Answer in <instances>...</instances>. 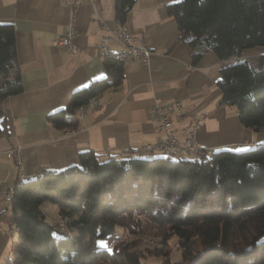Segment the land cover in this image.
Wrapping results in <instances>:
<instances>
[{"label": "trees", "instance_id": "16d2710c", "mask_svg": "<svg viewBox=\"0 0 264 264\" xmlns=\"http://www.w3.org/2000/svg\"><path fill=\"white\" fill-rule=\"evenodd\" d=\"M134 1L115 0L118 22H125ZM165 10L176 20L177 40L188 45L193 62L207 51L228 59L264 45V0H179ZM122 64L106 54L105 75L71 92L47 121L76 128L81 104L121 84ZM218 73L220 102L238 107L242 125L264 132L263 58L238 59ZM22 88L14 28L1 22L0 133L2 101ZM198 152L171 159L126 149L101 158L85 150L77 164L18 178L5 206L17 237L3 264H147V255H161L160 264H264V143L242 151ZM44 200L58 203L62 226L48 221L40 208ZM139 215L146 217L141 231L159 235L161 246L142 247L139 239L119 236V228L140 229ZM173 236L182 252L177 261L168 257Z\"/></svg>", "mask_w": 264, "mask_h": 264}, {"label": "crops", "instance_id": "0c3cea01", "mask_svg": "<svg viewBox=\"0 0 264 264\" xmlns=\"http://www.w3.org/2000/svg\"><path fill=\"white\" fill-rule=\"evenodd\" d=\"M176 1H134L122 24L145 39L150 57L123 62L121 84L107 87L99 94L98 104L88 106L83 116L79 114L78 126L65 130L51 125L46 115L64 107L71 92L105 75L100 44L104 26L113 29L117 23L115 0H84L79 4L73 19L76 54L56 42L70 20L65 3L0 0V23H11L14 28L23 87L2 101L5 127L0 133V184L77 164L78 153L85 150H93L101 158L126 149L150 152L143 149L144 143L156 142L161 136L150 107L173 99H180L183 108L182 116L173 120L177 131L194 115L202 117L195 132L201 149L242 151L264 143L263 131L240 123L238 107L220 102L217 84L223 64L254 55L264 61V45L243 48L228 59L207 51L193 62L188 45L177 40L180 31L176 20L165 10L167 3ZM109 46L124 48L115 40ZM6 205L1 199L0 264L10 256L17 237L12 211ZM40 208L46 215L41 204Z\"/></svg>", "mask_w": 264, "mask_h": 264}, {"label": "built area", "instance_id": "2783aa9c", "mask_svg": "<svg viewBox=\"0 0 264 264\" xmlns=\"http://www.w3.org/2000/svg\"><path fill=\"white\" fill-rule=\"evenodd\" d=\"M65 3L70 11V20L65 25L56 42L59 45L70 49L71 54H76L78 49L73 44V38L76 35V27L73 19L77 12L79 4L84 0H60ZM106 32L101 40V51H108V57L111 54H120V61L130 62L134 59L148 60L151 55V49L146 44L142 36H137L126 30L121 22L116 23L113 29L104 26ZM115 40L123 45V49L115 50L109 46V42ZM99 94L92 95L89 99L77 108V113L82 116L88 106L99 103ZM150 114L156 120L161 136L156 142L144 143L143 149L157 152H171L176 156H193L198 154L195 139L196 129L202 122V117L194 115L189 124L182 126L178 131L174 127V117H181L183 114L182 102L180 99H173L164 102H155L150 107ZM13 184H0V200L9 202L13 196Z\"/></svg>", "mask_w": 264, "mask_h": 264}, {"label": "rangeland", "instance_id": "374dc122", "mask_svg": "<svg viewBox=\"0 0 264 264\" xmlns=\"http://www.w3.org/2000/svg\"><path fill=\"white\" fill-rule=\"evenodd\" d=\"M163 152H157V151H150V152H143L141 153L144 156H152V155H161ZM164 154V153H163ZM178 156H171V159H176ZM41 207L44 210V212L46 213V217L48 219V221L53 222L54 224L59 223V220L61 219L58 213V203L53 202L51 200H44L41 203ZM140 220V225L138 226L140 229L138 230V228L136 227V232L134 233H127V231H125L122 228H119V236H121V238L124 239H139L140 242V246L144 247H150V248H154L156 245L161 246L160 245V237L159 235L155 234V233H148L145 231H141L144 228L145 225V220L146 217L145 216H141L139 215L138 217ZM61 221V220H60ZM62 224V223H60ZM143 226V227H142ZM53 234L55 236H59L61 233L57 232V230H53ZM157 246V247H158ZM181 248L178 246V244L176 243V237L173 236L168 240V257L171 261H177L181 258ZM161 255H147L144 258V261L147 264H160L161 261Z\"/></svg>", "mask_w": 264, "mask_h": 264}, {"label": "bare ground", "instance_id": "6f19581e", "mask_svg": "<svg viewBox=\"0 0 264 264\" xmlns=\"http://www.w3.org/2000/svg\"><path fill=\"white\" fill-rule=\"evenodd\" d=\"M103 53L106 55H108V51H103ZM111 56L113 57V58H115V59H118V60H120V54H111ZM81 114V113H80ZM200 150V147H199V145H197V152ZM165 155H167V156H176V155H173V153H171V152H163ZM14 190V189H13Z\"/></svg>", "mask_w": 264, "mask_h": 264}]
</instances>
